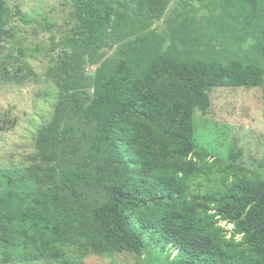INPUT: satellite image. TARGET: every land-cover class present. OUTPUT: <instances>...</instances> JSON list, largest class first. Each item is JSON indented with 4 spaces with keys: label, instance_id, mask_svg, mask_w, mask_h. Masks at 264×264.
<instances>
[{
    "label": "trees",
    "instance_id": "1",
    "mask_svg": "<svg viewBox=\"0 0 264 264\" xmlns=\"http://www.w3.org/2000/svg\"><path fill=\"white\" fill-rule=\"evenodd\" d=\"M10 1L0 0V81L12 79L3 36L16 15L31 22L19 9L14 13ZM169 1L75 0L78 53L65 54L47 71L58 101L31 158L29 177L43 194L32 198V207L0 199L2 245L22 240L34 261L70 253L142 256L154 245L170 264H264V179L236 164L240 153L231 155V164L211 161L197 146L194 124L197 111L209 113L215 88L261 87L264 67L160 53L149 43L154 32L129 39L159 22ZM109 41L127 42L115 67L98 71L87 97L75 65ZM256 47L264 59V29ZM72 113L99 131L83 133L85 159L70 166L60 184L57 162ZM2 127L0 112V133ZM3 178L0 173V188ZM202 178L211 184L206 191Z\"/></svg>",
    "mask_w": 264,
    "mask_h": 264
},
{
    "label": "rangeland",
    "instance_id": "2",
    "mask_svg": "<svg viewBox=\"0 0 264 264\" xmlns=\"http://www.w3.org/2000/svg\"><path fill=\"white\" fill-rule=\"evenodd\" d=\"M74 5L75 0L10 1L13 12L19 9L31 22L16 15L2 42L12 77L11 81H0L3 118L0 173L4 174L0 199L5 204L11 201L18 206L19 201L23 207H32V198L43 194L29 177L31 158L36 152L39 131L52 120L58 101V86L47 77V71L65 59V54L78 53L73 42L76 34ZM247 24V29L243 30L242 25ZM263 29L264 0H170L159 22L129 39L136 40L154 32L149 43L160 53L215 58L224 63L239 60L264 67V59L256 47ZM125 42L109 41L92 57L85 55L83 62L75 65L80 92L93 96L98 71L115 67L121 55L119 48ZM210 98L209 113L203 115L197 111L195 114L198 148L206 152L211 161L224 164H231V155L240 153L236 164L264 179V85L252 89L215 88ZM71 120V134L62 144L57 162L60 184L70 166L85 159L83 133L96 135L99 131L97 124L86 126L74 113ZM74 134L78 139L73 140ZM76 145L80 150L74 154L71 148ZM199 183L202 191L211 186L205 178ZM10 192L14 195L8 199ZM39 211L42 212L41 208ZM42 214L47 218V213ZM228 228L232 229V225ZM32 253L33 248L25 247L22 240L10 247L0 243V264H170L168 254L154 245L147 246L142 256L125 253L82 257L70 253L61 259L34 261L30 259ZM176 254L177 251L171 258Z\"/></svg>",
    "mask_w": 264,
    "mask_h": 264
}]
</instances>
